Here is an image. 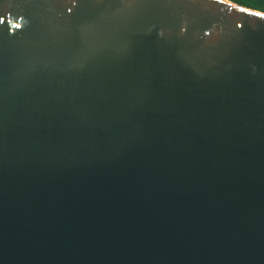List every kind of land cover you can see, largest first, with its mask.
Returning a JSON list of instances; mask_svg holds the SVG:
<instances>
[{
	"label": "water",
	"instance_id": "water-1",
	"mask_svg": "<svg viewBox=\"0 0 264 264\" xmlns=\"http://www.w3.org/2000/svg\"><path fill=\"white\" fill-rule=\"evenodd\" d=\"M0 264H264V12L0 0Z\"/></svg>",
	"mask_w": 264,
	"mask_h": 264
},
{
	"label": "trees",
	"instance_id": "trees-1",
	"mask_svg": "<svg viewBox=\"0 0 264 264\" xmlns=\"http://www.w3.org/2000/svg\"><path fill=\"white\" fill-rule=\"evenodd\" d=\"M243 6L257 9L264 12V0H232Z\"/></svg>",
	"mask_w": 264,
	"mask_h": 264
}]
</instances>
